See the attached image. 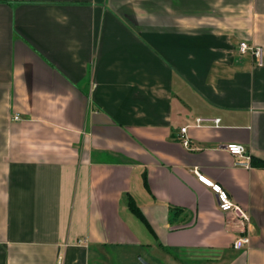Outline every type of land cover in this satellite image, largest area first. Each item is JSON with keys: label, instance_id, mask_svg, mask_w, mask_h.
<instances>
[{"label": "crops", "instance_id": "0c3cea01", "mask_svg": "<svg viewBox=\"0 0 264 264\" xmlns=\"http://www.w3.org/2000/svg\"><path fill=\"white\" fill-rule=\"evenodd\" d=\"M242 42L264 52V0H0V264H264V56Z\"/></svg>", "mask_w": 264, "mask_h": 264}, {"label": "built area", "instance_id": "2783aa9c", "mask_svg": "<svg viewBox=\"0 0 264 264\" xmlns=\"http://www.w3.org/2000/svg\"><path fill=\"white\" fill-rule=\"evenodd\" d=\"M239 53L241 55L251 54L257 60V62L262 64V59L264 56V52L262 48L252 46L248 44L247 42H242L239 46ZM14 120L20 121L21 117L19 115H16L14 117ZM220 122H221L220 119H215V120L197 119L195 125L197 127H200L205 124H215L216 126H218ZM187 131H188V127H185L181 130L182 134L184 135L187 134ZM182 141L185 147L187 148L190 147V140L188 137L185 136ZM226 149L232 156L237 158V162H236L237 166H240L246 169L252 168V157L247 152L245 147L238 145V144H230L226 147ZM196 173L198 176V180L205 186L210 187L213 190V192L217 195L220 210L224 213L233 215L242 233L246 234V236L240 237L234 242V247L236 249H241L243 248V246H249V244L251 243V239L248 236L249 228L251 225V218H250L249 213L242 206L233 202L228 192L225 191L222 188V186H220L219 184L213 183L211 180L206 178L204 175L198 172Z\"/></svg>", "mask_w": 264, "mask_h": 264}, {"label": "rangeland", "instance_id": "374dc122", "mask_svg": "<svg viewBox=\"0 0 264 264\" xmlns=\"http://www.w3.org/2000/svg\"><path fill=\"white\" fill-rule=\"evenodd\" d=\"M130 251V250H129ZM128 252V251H127ZM117 253V252H116ZM113 251L101 250V258L97 262L98 264H145L149 262L141 254H135L133 258H130L128 255L120 258L118 253L116 254ZM150 264H156L155 262H150Z\"/></svg>", "mask_w": 264, "mask_h": 264}, {"label": "trees", "instance_id": "16d2710c", "mask_svg": "<svg viewBox=\"0 0 264 264\" xmlns=\"http://www.w3.org/2000/svg\"><path fill=\"white\" fill-rule=\"evenodd\" d=\"M257 164H260L262 167H264V161L262 160H257ZM129 206H130V209L138 216V217H142V214L140 212V210L136 207V204L135 202L130 198V201H129Z\"/></svg>", "mask_w": 264, "mask_h": 264}, {"label": "water", "instance_id": "95a60500", "mask_svg": "<svg viewBox=\"0 0 264 264\" xmlns=\"http://www.w3.org/2000/svg\"><path fill=\"white\" fill-rule=\"evenodd\" d=\"M145 264H147V263H145Z\"/></svg>", "mask_w": 264, "mask_h": 264}]
</instances>
